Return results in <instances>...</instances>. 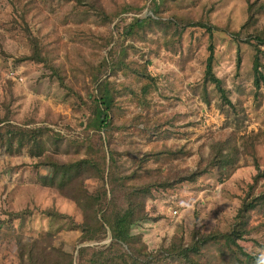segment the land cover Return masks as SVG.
<instances>
[{
	"label": "rangeland",
	"instance_id": "obj_1",
	"mask_svg": "<svg viewBox=\"0 0 264 264\" xmlns=\"http://www.w3.org/2000/svg\"><path fill=\"white\" fill-rule=\"evenodd\" d=\"M126 5L142 10L117 15L110 22ZM250 5L254 17L251 26L242 29ZM151 10V0H87L81 5L73 0H0L1 126L51 131L44 138L41 157L26 137L20 147L18 136L11 139L6 132L0 136V264H21L19 241L42 240L48 232L53 233L54 246L75 257L82 247L80 232L69 226L71 220H82L72 198L82 186L96 192L101 184L97 172L91 169L83 183L75 182L60 195L41 185L40 178L49 169L39 163L49 157L64 162L83 157L87 138L95 143L94 150L101 148L98 133L87 129L89 104L97 94L90 73L134 17L162 18L163 23L148 31L145 40L126 39L128 73L108 75L127 93L117 98L110 137L101 133L105 146L101 150L105 154L109 148L115 150L123 175L136 171V181L142 184L189 176L220 140L238 146L239 160L228 179L212 169L197 180L153 189L145 201L150 218L133 232L142 237L149 252L156 253L180 239L190 243L196 231L225 232L233 223L257 174L256 164L264 169V80L255 84L256 50L249 41L264 32V0H166L157 15ZM182 19L216 27L214 70L231 105L213 85L204 84L209 33L200 27H177L174 22ZM30 36L50 52L65 85L48 65L26 60L32 55ZM110 37L113 41L108 43ZM260 48L264 75V45ZM135 70L149 80L135 75ZM145 82L149 90L143 95ZM143 122L155 124L158 132H145ZM166 149L178 152L166 154ZM146 153L161 159L154 158L143 169L138 161ZM158 169L164 173L153 172ZM261 190L264 179L256 192ZM249 227L250 236L240 244L264 260V213H253ZM162 260V264H178L169 256Z\"/></svg>",
	"mask_w": 264,
	"mask_h": 264
},
{
	"label": "trees",
	"instance_id": "obj_2",
	"mask_svg": "<svg viewBox=\"0 0 264 264\" xmlns=\"http://www.w3.org/2000/svg\"><path fill=\"white\" fill-rule=\"evenodd\" d=\"M73 1L81 5L87 0ZM164 3H166V0H151L152 14L157 15ZM253 7V5H250L248 8V21L242 26V29L251 26L254 17ZM141 10V8L126 5L120 8L109 20L112 22L117 15H124L128 12L136 13ZM179 21L174 22L177 27L180 26L183 29L186 27H200L206 29L209 33V56L204 72V84L213 85L220 98L231 105L223 81L216 75L214 70V29L216 27H212L203 21H184L183 19ZM168 22L172 23L173 20ZM158 23H163L162 18L134 17L120 31L121 36H118L115 46L108 52V56L103 57L90 73L92 82L97 87V94L89 104L91 116L87 129L98 133L101 142L98 144L101 148L105 147L101 133L103 132L107 137H110L111 131L115 128L113 109L117 106V98L119 94L127 93L126 90H120L116 83L111 82L108 75L113 76L119 72L127 75L130 65L126 63L128 52L126 39L145 40L146 33ZM253 39L249 41L256 50L253 63L255 84L260 86V80H264L259 60V54L262 52L260 47L264 45V32L256 34ZM29 41L32 46V55L26 60L48 65V68L58 75L61 84L65 85V77L61 74L59 68L51 63L50 52L41 46L38 38L30 36ZM112 41L113 38L110 37L107 42L111 43ZM237 64L238 66L241 64L240 58H238ZM135 75L149 80L144 72L135 70ZM146 83L142 87L143 95H146L149 90V85ZM132 120L135 121V119ZM1 123L0 121V136H3L5 132L6 135L11 136V139L18 136V146L20 147L23 146L24 137H26L35 150L39 151L38 157L45 154L42 145L46 134L51 132L50 130L35 128L29 131H18L15 128H5L1 126ZM147 123H142L145 132H158V126L155 124L148 126ZM83 143L84 156L79 157L77 160L64 162L49 157L45 159L44 163H39V166L45 165L49 169V174L40 178L41 185L44 188L56 190L60 195L72 188L75 182L81 181L83 183L91 169H95L97 172L101 184L96 192L91 194L85 186H82L77 189L75 196L72 198L76 207L82 213V220L79 222L71 220L69 226L80 232L78 244L82 247L78 249L75 257L74 254L66 252L62 247L54 246L53 233L48 232L42 240L19 241L21 264H162V259L166 256L175 258L178 264H215V262L216 264L218 262L220 264H264V260L260 256L247 252L240 244L241 241L247 240L251 234L249 223L252 214L255 212L264 213V190L256 192L259 182L264 179V169H261L258 164H256L257 174L253 177V184L249 192L242 198L234 221L227 231L208 233L196 231L193 233L190 243H185L180 239V241H174L167 248L156 253L149 252L142 237L133 232L136 227L147 222L150 218L146 211L145 201L153 189H168L177 183L197 180V178L208 174L212 169H216L223 177L230 178L236 170L239 160V148L235 143H231L230 140H220L213 144V151L207 158L202 159L198 164V170L189 176L178 178V181L170 178L171 180L161 179L146 184L136 181V171L132 175H123L120 170L121 166L118 165L115 150L109 148L106 154L101 148L94 150L95 143L89 138ZM166 151L163 152L166 154L178 152L172 149H166ZM31 153L33 156L36 155L34 151ZM154 158L157 161L161 159L153 153H146L140 157L139 167L143 168ZM153 172L164 173V170L158 169ZM53 214L57 215L56 211ZM107 239L110 240L108 244L100 245L101 242ZM86 243L97 244L85 246ZM262 246L264 247V244ZM207 253L210 256L209 259Z\"/></svg>",
	"mask_w": 264,
	"mask_h": 264
},
{
	"label": "built area",
	"instance_id": "obj_3",
	"mask_svg": "<svg viewBox=\"0 0 264 264\" xmlns=\"http://www.w3.org/2000/svg\"><path fill=\"white\" fill-rule=\"evenodd\" d=\"M20 80L22 81L23 79H22V78H20ZM176 214H177V211H175V212H174V215H176Z\"/></svg>",
	"mask_w": 264,
	"mask_h": 264
}]
</instances>
